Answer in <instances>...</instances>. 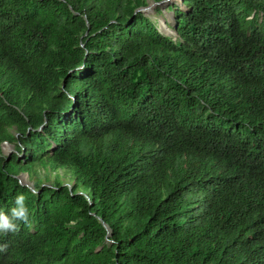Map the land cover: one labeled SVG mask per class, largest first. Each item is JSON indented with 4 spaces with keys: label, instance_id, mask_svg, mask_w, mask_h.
Returning a JSON list of instances; mask_svg holds the SVG:
<instances>
[{
    "label": "trees",
    "instance_id": "16d2710c",
    "mask_svg": "<svg viewBox=\"0 0 264 264\" xmlns=\"http://www.w3.org/2000/svg\"><path fill=\"white\" fill-rule=\"evenodd\" d=\"M149 1L0 0V264H264V0Z\"/></svg>",
    "mask_w": 264,
    "mask_h": 264
},
{
    "label": "rangeland",
    "instance_id": "374dc122",
    "mask_svg": "<svg viewBox=\"0 0 264 264\" xmlns=\"http://www.w3.org/2000/svg\"><path fill=\"white\" fill-rule=\"evenodd\" d=\"M172 6L184 9L183 0H170L169 2H160L159 4L149 1L146 7L150 8L148 9L150 12L143 13L156 25L158 31L166 36H172L167 35L166 32L171 31L173 34L175 27L174 11L171 8ZM2 152L4 156H10L13 152H15L14 146L5 143L2 145ZM18 158L22 159L23 155L21 154ZM19 178L24 185H28L30 188H32V184L29 183L28 176L25 173H21Z\"/></svg>",
    "mask_w": 264,
    "mask_h": 264
},
{
    "label": "clouds",
    "instance_id": "9594fccd",
    "mask_svg": "<svg viewBox=\"0 0 264 264\" xmlns=\"http://www.w3.org/2000/svg\"><path fill=\"white\" fill-rule=\"evenodd\" d=\"M24 201H25V197L23 195H19L16 198L17 207L11 210V217L0 212V234L4 238L14 237V236L17 237L14 240L15 243H20L22 241L20 231L21 228L23 227V224L17 225L18 223L15 221L27 222L28 220L29 213H28V209L25 206Z\"/></svg>",
    "mask_w": 264,
    "mask_h": 264
},
{
    "label": "water",
    "instance_id": "95a60500",
    "mask_svg": "<svg viewBox=\"0 0 264 264\" xmlns=\"http://www.w3.org/2000/svg\"><path fill=\"white\" fill-rule=\"evenodd\" d=\"M170 0H164V1H162L161 3H165V2H169ZM156 4H159V3H156ZM149 8H147V7H145V8H141V9H139L138 11H140V12H142V13H145V12H147V10H148ZM173 36H175L176 37V32L173 30V34H172ZM28 186V185H27Z\"/></svg>",
    "mask_w": 264,
    "mask_h": 264
},
{
    "label": "bare ground",
    "instance_id": "6f19581e",
    "mask_svg": "<svg viewBox=\"0 0 264 264\" xmlns=\"http://www.w3.org/2000/svg\"><path fill=\"white\" fill-rule=\"evenodd\" d=\"M150 9V8H149ZM150 11L147 10V13H149Z\"/></svg>",
    "mask_w": 264,
    "mask_h": 264
}]
</instances>
